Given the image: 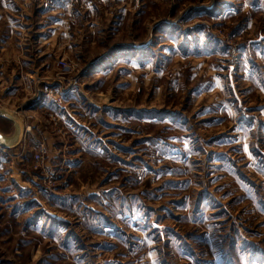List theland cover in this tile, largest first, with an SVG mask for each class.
<instances>
[{
	"label": "rangeland",
	"instance_id": "rangeland-1",
	"mask_svg": "<svg viewBox=\"0 0 264 264\" xmlns=\"http://www.w3.org/2000/svg\"><path fill=\"white\" fill-rule=\"evenodd\" d=\"M0 108V264H264V0H0Z\"/></svg>",
	"mask_w": 264,
	"mask_h": 264
},
{
	"label": "water",
	"instance_id": "water-1",
	"mask_svg": "<svg viewBox=\"0 0 264 264\" xmlns=\"http://www.w3.org/2000/svg\"><path fill=\"white\" fill-rule=\"evenodd\" d=\"M0 117L10 118L15 125V129L12 135H4L0 133V144L3 147L10 148L19 142L23 133V126L21 121L15 116V114H12L5 109L0 108Z\"/></svg>",
	"mask_w": 264,
	"mask_h": 264
},
{
	"label": "built area",
	"instance_id": "built-area-1",
	"mask_svg": "<svg viewBox=\"0 0 264 264\" xmlns=\"http://www.w3.org/2000/svg\"><path fill=\"white\" fill-rule=\"evenodd\" d=\"M44 93H45L47 96H51L54 92H53L51 86L47 84V85L44 87ZM37 157H38V158L40 157L39 154H37Z\"/></svg>",
	"mask_w": 264,
	"mask_h": 264
},
{
	"label": "bare ground",
	"instance_id": "bare-ground-1",
	"mask_svg": "<svg viewBox=\"0 0 264 264\" xmlns=\"http://www.w3.org/2000/svg\"><path fill=\"white\" fill-rule=\"evenodd\" d=\"M20 118V117H19ZM23 125V124H22ZM23 130H24V128H23ZM23 134V133H22Z\"/></svg>",
	"mask_w": 264,
	"mask_h": 264
}]
</instances>
